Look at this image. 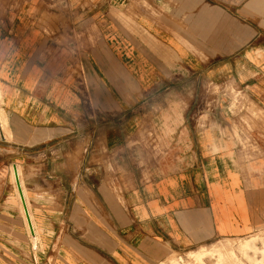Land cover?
I'll return each mask as SVG.
<instances>
[{
	"label": "crops",
	"instance_id": "1",
	"mask_svg": "<svg viewBox=\"0 0 264 264\" xmlns=\"http://www.w3.org/2000/svg\"><path fill=\"white\" fill-rule=\"evenodd\" d=\"M244 105L264 112V0H0V264H161L255 233Z\"/></svg>",
	"mask_w": 264,
	"mask_h": 264
},
{
	"label": "rangeland",
	"instance_id": "2",
	"mask_svg": "<svg viewBox=\"0 0 264 264\" xmlns=\"http://www.w3.org/2000/svg\"><path fill=\"white\" fill-rule=\"evenodd\" d=\"M243 109H246L247 112L250 113L252 117V122L254 120H259L264 122V112L262 110L254 108L253 105L251 108L244 105ZM242 120L247 124L250 122V119L247 118L246 116H243ZM249 129L250 128H247L248 132H250ZM150 138L151 140L153 139L152 136H150ZM239 145L241 146L240 143ZM154 149L155 152L157 153L159 148L155 147ZM247 239H255L257 244L259 245V250H261L262 249L261 247H263L264 245V224L260 225L255 231V233L251 234L248 237L239 238V239L220 238L219 240H217L212 244L205 245V247L207 248L216 245V247H214L215 249L211 250L213 254L208 255L205 258H204V251H208V250L205 248L202 249L201 250L202 252L199 253L198 250H200V248H197L189 251H184L183 253H174L169 258H167L165 262L161 264H204V263L205 264H256L254 260L258 256H264V252L257 251V253L255 254L254 252L251 251L249 254H243L237 251V254L239 256L236 258L234 251H232L234 245L239 243L240 240L244 241ZM239 244L236 246L239 247ZM200 259H202L204 263H202Z\"/></svg>",
	"mask_w": 264,
	"mask_h": 264
},
{
	"label": "water",
	"instance_id": "3",
	"mask_svg": "<svg viewBox=\"0 0 264 264\" xmlns=\"http://www.w3.org/2000/svg\"><path fill=\"white\" fill-rule=\"evenodd\" d=\"M13 174H14V181L16 183V187H17V190H18L19 198H20V201L22 202L25 218L27 219V222H28V225H29L31 233H33L32 221H31L30 216H29L27 201H25L24 192H23V189H22V183H20L19 171H18V168H17L16 165L13 166Z\"/></svg>",
	"mask_w": 264,
	"mask_h": 264
}]
</instances>
